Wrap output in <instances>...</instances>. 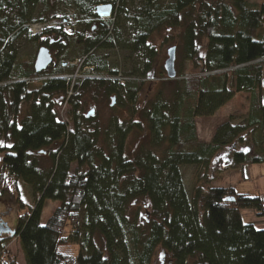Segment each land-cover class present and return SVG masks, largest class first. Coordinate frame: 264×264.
Instances as JSON below:
<instances>
[{
	"label": "trees",
	"instance_id": "obj_1",
	"mask_svg": "<svg viewBox=\"0 0 264 264\" xmlns=\"http://www.w3.org/2000/svg\"><path fill=\"white\" fill-rule=\"evenodd\" d=\"M105 5L113 16L104 21L96 9ZM68 16L71 31L63 25ZM55 20L61 25L42 35L29 30ZM168 30L179 32L190 73L164 78L141 104L157 54L152 38ZM28 43L37 45L29 62L21 55ZM42 48L53 61L37 74ZM114 50L138 57L139 67L122 76L98 56ZM79 61L99 78L68 81ZM94 91L111 106L115 98L113 111L123 113L103 134L81 111V97ZM243 94L248 114L239 122L230 117L211 142L200 141L197 119L217 116ZM61 103L71 131L57 113ZM0 142L14 146L0 147V196L17 206L11 239L19 240L26 264H155L160 249L168 264H264V230L241 214L264 217V198L210 186L208 177L213 167L264 165V3L0 0ZM186 167L194 169L191 194ZM22 184L35 207L27 209ZM47 201L60 206L42 225ZM8 243L0 238V254ZM10 264H18L11 253Z\"/></svg>",
	"mask_w": 264,
	"mask_h": 264
},
{
	"label": "rangeland",
	"instance_id": "obj_2",
	"mask_svg": "<svg viewBox=\"0 0 264 264\" xmlns=\"http://www.w3.org/2000/svg\"><path fill=\"white\" fill-rule=\"evenodd\" d=\"M175 0H161V5L163 7L168 6ZM208 3H212L215 0H205ZM253 4L262 5L264 0H249ZM65 15H73L72 10H66L63 12ZM179 32L175 31H164L160 34H156L151 41L152 46L157 51L156 57L151 65L150 71L146 74L144 89L140 94V102L143 104L147 102L152 96L153 91H156L161 84V80L167 78L166 72L164 70L165 62L168 59V51L177 47V59H176V70L177 76L179 77V72H185V75H189L191 64L186 61L184 53L181 48V39ZM206 42L200 45L201 57H205L206 53ZM37 45L33 43L22 44L21 55L26 61H30L35 54ZM100 58H106L110 67H115L123 75L131 73L133 70L139 67L140 59L136 56H131L128 53H123L120 51H104L98 55ZM75 67V63L72 64ZM77 65V63H76ZM80 66V61H79ZM79 66L76 68H79ZM246 94L239 95L231 102L228 106L222 109L217 116L210 119H197V131L200 141L209 143L211 142L215 131L217 128L227 122L230 117H235V122L242 120L249 111V101ZM61 102V101H60ZM80 106L82 114L87 117L89 112L94 111L95 114L90 116L92 120L89 122L91 128H98L103 134L109 127L110 121L114 118L116 114L123 116L122 112H114L111 106V100L105 97L104 93L101 91H94L89 94H85L81 97ZM57 113L60 120L69 126V130H72V124L68 117L69 107L65 105L58 104ZM140 139L133 136L130 140L132 142L131 148H136L140 144ZM1 160V158H0ZM224 166H218L215 170L214 167L208 173V177L213 180L210 186L214 187H232L239 194H246L249 196H256V194H262L264 196V165H251L237 170L226 169L223 170ZM77 170V167L72 168V173ZM183 176L188 193H192L193 182H194V169L191 167H186L183 169ZM203 184L204 181L202 182ZM23 201L27 205V209L35 207L36 198L33 194L32 189L25 185H21ZM60 206L58 202L47 201L45 203L43 215H42V225H45L51 218L54 211ZM242 218L245 223H254L258 229L259 226H264V217L258 216L255 212L251 210H243L241 212ZM263 220V221H261ZM6 224L8 228L16 232L18 226V211L17 206L13 200L7 196H0V225ZM263 229L264 228H260ZM70 232V228H67L66 235ZM8 241V250L12 255V258L20 264L23 263V252L18 239L12 240L10 236H1ZM0 237V238H1ZM10 237L11 240H8ZM168 257L160 249L158 251L155 264H168ZM18 263V264H19Z\"/></svg>",
	"mask_w": 264,
	"mask_h": 264
},
{
	"label": "water",
	"instance_id": "obj_3",
	"mask_svg": "<svg viewBox=\"0 0 264 264\" xmlns=\"http://www.w3.org/2000/svg\"><path fill=\"white\" fill-rule=\"evenodd\" d=\"M97 16L101 20H109L113 16V6L105 5L99 6L96 9ZM176 59H177V49L176 47L171 48L168 51V59L165 62L164 70L166 72L167 78L169 80L177 79V71H176ZM52 55L48 49L42 48L39 50L36 62H35V71L37 74L42 73L46 69H48L52 64ZM115 106V98L112 99V107ZM95 114L94 111L89 112L88 116H93ZM10 236L13 238L15 236V231H12L6 224L0 225V237L1 236Z\"/></svg>",
	"mask_w": 264,
	"mask_h": 264
},
{
	"label": "built area",
	"instance_id": "obj_4",
	"mask_svg": "<svg viewBox=\"0 0 264 264\" xmlns=\"http://www.w3.org/2000/svg\"><path fill=\"white\" fill-rule=\"evenodd\" d=\"M67 20L64 22V27L66 31H71L73 25H75V20L73 17L68 16L66 17ZM61 25V22L59 20H55L50 23L46 24H37L30 26L29 30L34 36L42 35L47 29H52L55 27H59ZM84 61H81L80 66L77 70V72L73 76L67 77L68 81L70 82H76L77 80H96L99 77L94 73L93 68H83ZM72 93H70V96ZM0 262L2 264H10V252L8 249L4 250L0 254Z\"/></svg>",
	"mask_w": 264,
	"mask_h": 264
},
{
	"label": "crops",
	"instance_id": "obj_5",
	"mask_svg": "<svg viewBox=\"0 0 264 264\" xmlns=\"http://www.w3.org/2000/svg\"><path fill=\"white\" fill-rule=\"evenodd\" d=\"M0 158H1V160H0V164H1V162H2V157L0 156ZM256 196H261V197L264 198V196H263L262 194H260V193H259V194H256ZM261 221H263V220H261ZM259 227H260V228H264L263 225H261V226H259ZM257 228H258V227H257ZM260 228H259V229H260ZM3 239H5V238H3ZM19 262H20V261H19ZM19 262H18V263H19ZM23 263L26 264V263H25L24 255H23ZM19 264H20V263H19Z\"/></svg>",
	"mask_w": 264,
	"mask_h": 264
},
{
	"label": "snow or ice",
	"instance_id": "obj_6",
	"mask_svg": "<svg viewBox=\"0 0 264 264\" xmlns=\"http://www.w3.org/2000/svg\"><path fill=\"white\" fill-rule=\"evenodd\" d=\"M0 147L12 148V147H14V146L11 145V144H7V145H5L3 142H0ZM244 151H247V149H245Z\"/></svg>",
	"mask_w": 264,
	"mask_h": 264
}]
</instances>
